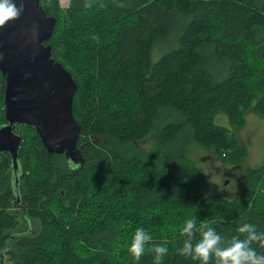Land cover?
I'll return each mask as SVG.
<instances>
[{
    "label": "trees",
    "instance_id": "obj_1",
    "mask_svg": "<svg viewBox=\"0 0 264 264\" xmlns=\"http://www.w3.org/2000/svg\"><path fill=\"white\" fill-rule=\"evenodd\" d=\"M39 4L56 17L52 57L77 84L73 115L84 163L48 152L33 126L15 125L22 137L16 172L0 153V264H137L128 251L137 227L167 241L163 264H199L176 251L187 219L208 222L226 240L244 223L264 231V160L227 200L207 191L201 170L171 147L190 133L223 162L246 155L213 116L224 113L240 128L248 111L264 115V0ZM182 16L188 21L172 29L177 46L151 60L156 40ZM207 58L225 61L223 77ZM4 95L0 72V125ZM153 131L157 144L139 147ZM20 217L38 228L18 231ZM153 260L146 250L138 264Z\"/></svg>",
    "mask_w": 264,
    "mask_h": 264
},
{
    "label": "water",
    "instance_id": "obj_2",
    "mask_svg": "<svg viewBox=\"0 0 264 264\" xmlns=\"http://www.w3.org/2000/svg\"><path fill=\"white\" fill-rule=\"evenodd\" d=\"M40 0H25L20 19L0 29V72L5 79L4 122L0 125V153L10 156L18 170L21 134L16 124L31 125L48 152L63 154L73 165H83L77 145L80 123L73 115L77 84L63 65L52 57L47 41L55 16H48ZM37 24L38 37L31 27Z\"/></svg>",
    "mask_w": 264,
    "mask_h": 264
},
{
    "label": "rangeland",
    "instance_id": "obj_3",
    "mask_svg": "<svg viewBox=\"0 0 264 264\" xmlns=\"http://www.w3.org/2000/svg\"><path fill=\"white\" fill-rule=\"evenodd\" d=\"M60 8L67 7V0H58ZM187 16L175 17L171 29L165 36L156 40L155 46L151 51V60L156 61L163 53L175 48L173 39L174 30L179 24H184L188 20ZM210 71L217 73V78L223 77L225 74V61L219 59L217 61L207 58ZM216 124L227 127L233 131L238 138L240 144L244 146L246 155L238 162H223L217 158L212 151L201 149L197 143L191 138L190 133L177 138L171 147L179 153L182 160L195 164L207 178V191L210 193L232 200L239 196L242 184L248 173L259 167L264 160V115L248 111L245 115L244 124L240 128H234L224 113H217L213 116ZM234 128V129H233ZM158 139L155 131L138 142V146L149 151L156 145ZM199 150V151H197ZM28 228L29 232L38 228L39 224L35 219L28 217L21 218L17 230L24 231ZM14 247H11V249ZM6 261V258H5Z\"/></svg>",
    "mask_w": 264,
    "mask_h": 264
},
{
    "label": "clouds",
    "instance_id": "obj_4",
    "mask_svg": "<svg viewBox=\"0 0 264 264\" xmlns=\"http://www.w3.org/2000/svg\"><path fill=\"white\" fill-rule=\"evenodd\" d=\"M24 9L25 0H0V29L19 20ZM38 28L35 23L31 27L37 37ZM237 231L238 235L226 240L208 222L202 221L198 226L196 218H189L180 230V236L185 239L182 247L177 248V254L199 264H264V252L253 247L255 244L264 249V231H258L252 223L242 224ZM197 233L199 239H196ZM166 244L167 241L156 243L150 232L137 227L128 251L137 264L146 250L154 255L153 264H163L169 252Z\"/></svg>",
    "mask_w": 264,
    "mask_h": 264
}]
</instances>
